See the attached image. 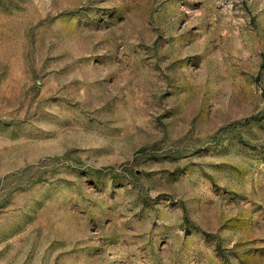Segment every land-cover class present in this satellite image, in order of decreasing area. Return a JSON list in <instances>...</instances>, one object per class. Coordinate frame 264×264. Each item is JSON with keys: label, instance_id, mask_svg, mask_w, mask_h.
Wrapping results in <instances>:
<instances>
[{"label": "rangeland", "instance_id": "374dc122", "mask_svg": "<svg viewBox=\"0 0 264 264\" xmlns=\"http://www.w3.org/2000/svg\"><path fill=\"white\" fill-rule=\"evenodd\" d=\"M0 264H264V0H0Z\"/></svg>", "mask_w": 264, "mask_h": 264}]
</instances>
